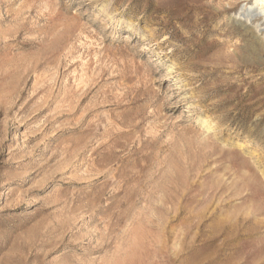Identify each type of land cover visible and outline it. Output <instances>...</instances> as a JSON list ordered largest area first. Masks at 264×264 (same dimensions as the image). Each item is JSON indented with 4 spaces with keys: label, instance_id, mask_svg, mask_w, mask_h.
<instances>
[{
    "label": "rangeland",
    "instance_id": "rangeland-1",
    "mask_svg": "<svg viewBox=\"0 0 264 264\" xmlns=\"http://www.w3.org/2000/svg\"><path fill=\"white\" fill-rule=\"evenodd\" d=\"M256 4L0 0V264H264Z\"/></svg>",
    "mask_w": 264,
    "mask_h": 264
},
{
    "label": "bare ground",
    "instance_id": "bare-ground-1",
    "mask_svg": "<svg viewBox=\"0 0 264 264\" xmlns=\"http://www.w3.org/2000/svg\"><path fill=\"white\" fill-rule=\"evenodd\" d=\"M245 5L239 9V13H240V15H246L247 18H251L253 15V12L255 13V10H257V9H258L257 13H264V0H257V4L255 5L254 10H252L251 5H247V6H245Z\"/></svg>",
    "mask_w": 264,
    "mask_h": 264
}]
</instances>
